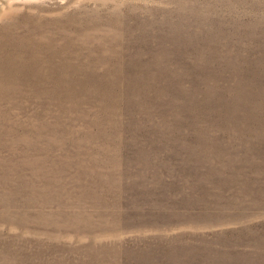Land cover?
<instances>
[{"label":"rangeland","instance_id":"1","mask_svg":"<svg viewBox=\"0 0 264 264\" xmlns=\"http://www.w3.org/2000/svg\"><path fill=\"white\" fill-rule=\"evenodd\" d=\"M0 264H264V0H0Z\"/></svg>","mask_w":264,"mask_h":264}]
</instances>
